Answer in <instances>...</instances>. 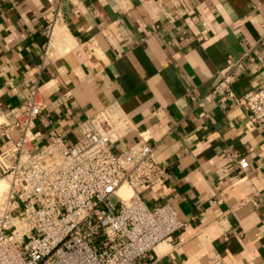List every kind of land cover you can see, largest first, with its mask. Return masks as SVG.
<instances>
[{"label": "crops", "instance_id": "1", "mask_svg": "<svg viewBox=\"0 0 264 264\" xmlns=\"http://www.w3.org/2000/svg\"><path fill=\"white\" fill-rule=\"evenodd\" d=\"M230 61L236 97L264 82V0H0L7 119L37 87L41 145L74 143L86 117L108 129L115 108L132 131L112 150L142 137L155 150L162 170L137 193L186 226L140 264H264V125L233 101L198 105Z\"/></svg>", "mask_w": 264, "mask_h": 264}, {"label": "built area", "instance_id": "2", "mask_svg": "<svg viewBox=\"0 0 264 264\" xmlns=\"http://www.w3.org/2000/svg\"><path fill=\"white\" fill-rule=\"evenodd\" d=\"M240 61H230L211 90L199 101H233L247 114L249 125H264V82L242 97L232 91ZM34 87L24 107L7 119L0 100V264H140L162 242L179 238L186 223L170 204L150 208L137 190L162 170L155 150L142 137L131 147H112L131 131L124 113L108 108V129L94 117L78 126L70 143L53 133L40 144L35 120L44 111ZM247 171L249 162L239 160ZM123 187L131 191L127 198ZM203 264H225L216 255Z\"/></svg>", "mask_w": 264, "mask_h": 264}, {"label": "bare ground", "instance_id": "3", "mask_svg": "<svg viewBox=\"0 0 264 264\" xmlns=\"http://www.w3.org/2000/svg\"><path fill=\"white\" fill-rule=\"evenodd\" d=\"M5 184H6L5 181H0V189L3 188V187L5 186ZM5 187H6V186H5ZM5 187H4V188H5ZM4 188L1 189L0 192H1L2 190H4ZM120 194H121L123 197L127 198V197H129V196L131 195V191H130V189H128V188H124V187H123V188L121 189V191H120Z\"/></svg>", "mask_w": 264, "mask_h": 264}, {"label": "rangeland", "instance_id": "4", "mask_svg": "<svg viewBox=\"0 0 264 264\" xmlns=\"http://www.w3.org/2000/svg\"><path fill=\"white\" fill-rule=\"evenodd\" d=\"M5 186H6V184H5ZM5 186H4V187H5ZM4 187H3V188H4ZM3 188H1V189H3ZM124 188H127V187H124ZM1 189H0V190H1Z\"/></svg>", "mask_w": 264, "mask_h": 264}]
</instances>
